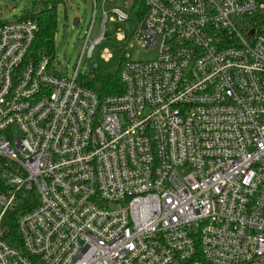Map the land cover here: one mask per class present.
Listing matches in <instances>:
<instances>
[{
	"label": "built area",
	"instance_id": "1",
	"mask_svg": "<svg viewBox=\"0 0 264 264\" xmlns=\"http://www.w3.org/2000/svg\"><path fill=\"white\" fill-rule=\"evenodd\" d=\"M92 1L89 58L129 19ZM140 1L156 56L107 97L29 57L34 20L0 22V264H264V2Z\"/></svg>",
	"mask_w": 264,
	"mask_h": 264
},
{
	"label": "rangeland",
	"instance_id": "2",
	"mask_svg": "<svg viewBox=\"0 0 264 264\" xmlns=\"http://www.w3.org/2000/svg\"><path fill=\"white\" fill-rule=\"evenodd\" d=\"M48 1L49 6L55 5L57 12L54 58L49 66L50 72L70 76L77 68L79 77L92 76L93 68L97 65L101 72L115 75L123 63L149 61L155 58L156 51H143L135 35L142 9L139 3H136L131 10L125 5L126 0L107 1L103 5L107 12L118 8L128 14L129 19L118 25L120 34L126 38L118 39L117 29L108 22L105 26V39L95 47L91 58L84 52V43L93 18L89 40L94 41L101 34L103 15L100 1L94 15L92 0H0V22L18 19L33 4H36V8H43L46 6L43 3ZM261 14L264 15V10ZM75 18H78L79 22L78 25L73 26ZM104 51L110 54L108 60L101 57Z\"/></svg>",
	"mask_w": 264,
	"mask_h": 264
},
{
	"label": "trees",
	"instance_id": "3",
	"mask_svg": "<svg viewBox=\"0 0 264 264\" xmlns=\"http://www.w3.org/2000/svg\"><path fill=\"white\" fill-rule=\"evenodd\" d=\"M264 2V0H258ZM139 3L142 6L139 17L143 16V2L136 0L135 3ZM48 2H44L46 6L43 8H36V4L27 10H25L18 19H32L39 27L36 37L31 46L29 57L35 61L40 60L43 57H49L53 60V48H54V36L57 31V12L55 5H48ZM254 22L257 23L260 30H264V15H258L251 21V25L254 26ZM257 30V29H256ZM92 76H80L78 81L87 87L88 89L96 92L101 97H107L111 95L121 94L123 87L119 78V72L115 75L101 72L98 66L93 68ZM14 214V213H13ZM13 219V217H12ZM15 220V218H14ZM11 234L15 233V222L11 224Z\"/></svg>",
	"mask_w": 264,
	"mask_h": 264
},
{
	"label": "water",
	"instance_id": "4",
	"mask_svg": "<svg viewBox=\"0 0 264 264\" xmlns=\"http://www.w3.org/2000/svg\"><path fill=\"white\" fill-rule=\"evenodd\" d=\"M78 22H79V19H78V18H75V19L73 20V26L78 25Z\"/></svg>",
	"mask_w": 264,
	"mask_h": 264
}]
</instances>
